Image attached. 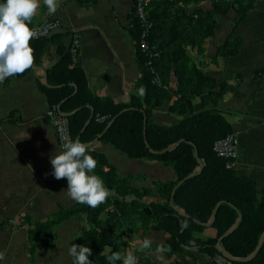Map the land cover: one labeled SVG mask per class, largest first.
I'll list each match as a JSON object with an SVG mask.
<instances>
[{
	"label": "trees",
	"instance_id": "16d2710c",
	"mask_svg": "<svg viewBox=\"0 0 264 264\" xmlns=\"http://www.w3.org/2000/svg\"><path fill=\"white\" fill-rule=\"evenodd\" d=\"M175 1L180 0H151L147 10L152 26L145 39L158 51L156 59H151L141 49L142 26L131 11L128 31L135 43V61L140 77L126 104L96 97L90 92L83 69L73 59L71 44L74 37L71 36L68 43H64L61 34L50 39H31L33 67L15 77L25 76L41 67L48 48L54 46L60 59L46 71L47 85L39 83L38 86L48 105H56L67 114L72 140L79 139L85 144L97 140L110 144L129 158L156 161L173 169L175 181L153 182L150 187L137 188L133 186L132 176L121 177L104 155L88 150V154L97 160L94 174L111 191L122 215H126L127 209L132 210L142 219L147 233L150 224L155 223L157 229L168 236L163 245L170 251L163 253L165 257L186 249L214 257L219 253L216 247L220 245L235 264H264V192L257 194L254 179L237 176L234 169L227 168L226 161L212 150L216 140L232 134L225 113L219 110L194 112L191 101L199 96L220 97L230 89L221 82L218 91H214V80L204 76L193 62L189 65L188 51L214 36L218 17L234 9L235 3L213 0L209 10H187L184 6L188 8L202 0H181L183 9L176 14L170 13ZM249 6L239 10V16L245 15ZM229 46L227 40L218 49L219 53L225 51V59L234 53ZM152 67L162 86H168L165 76L169 77L171 73L177 80L175 93L178 98L169 111L182 119L169 126L157 125L152 119V109L158 105L160 94L166 91L152 83ZM11 79L7 78L2 84ZM140 89L145 92L143 99L139 97ZM151 96L154 99L152 104ZM101 117L105 119L100 121ZM146 197L152 201H146ZM110 201L109 196L95 209L75 203L47 215L44 220L21 215L14 222H1L0 230L25 228L28 257L30 264H34L36 251L53 242L54 228L74 216L83 215L86 228L78 244H90L92 255L89 260L92 264H108L104 249L108 247L112 252H121L122 249L120 236L111 231L109 225L107 229L102 228L98 219L106 210L110 217L103 224L106 226L111 221L114 214L108 211ZM182 222L187 224L186 228L181 227ZM208 228H213L216 236L201 239L200 234ZM257 249L256 255L249 260ZM116 264H122V261Z\"/></svg>",
	"mask_w": 264,
	"mask_h": 264
},
{
	"label": "crops",
	"instance_id": "0c3cea01",
	"mask_svg": "<svg viewBox=\"0 0 264 264\" xmlns=\"http://www.w3.org/2000/svg\"><path fill=\"white\" fill-rule=\"evenodd\" d=\"M226 1L235 3L234 9L218 17L214 36L199 47L191 50L188 47V52L189 65L193 62L204 76L214 80V91H218L221 82L230 89L220 97H194L192 107L194 112L225 113L239 144L234 172L254 179L256 193L261 195L264 192V0ZM212 2L202 0L194 5L209 10ZM132 3L133 0H93L88 4L59 0L56 13L46 15L68 31L61 34L64 43L69 42L70 36L77 38L75 62L83 69L90 92L121 104L129 102L132 87L140 77L135 43L128 31ZM247 6L250 8L246 14L239 16L238 11ZM38 20L40 17H33L32 24H38ZM227 40L234 53L225 59V51L219 53L218 49ZM59 59L60 55L51 46L41 67L0 84V223L14 222L25 214L34 220H44L47 215L75 204L65 192L67 179L57 181L50 174V158L61 148L46 118L47 98L38 86L45 84L46 71ZM165 78L167 89L152 109V119L160 126L182 119L169 111L178 98L176 77L171 73ZM144 95L143 90L139 97L143 99ZM87 145L89 151L104 155L121 177L132 176L134 187L147 188L153 182L176 179L173 169L159 162L129 158L110 144L97 140ZM84 223L85 218L77 215L57 225L55 246L39 248L34 264H71L68 249L75 244ZM136 236L139 241H152L151 248L139 255L144 264H213V256L194 249L158 259L156 248L168 236L155 223L150 224L147 234L139 232ZM215 236V230L208 228L199 237L206 240ZM27 249L25 228L0 230V251L6 252L0 264H30Z\"/></svg>",
	"mask_w": 264,
	"mask_h": 264
},
{
	"label": "clouds",
	"instance_id": "9594fccd",
	"mask_svg": "<svg viewBox=\"0 0 264 264\" xmlns=\"http://www.w3.org/2000/svg\"><path fill=\"white\" fill-rule=\"evenodd\" d=\"M42 3L50 15H54L59 7V0H42ZM40 7V0H4L0 3V84L33 67L34 50L29 46V41L36 30L30 29L29 25ZM55 28V24L47 26L49 30ZM139 94H143V89L139 90ZM61 139V150L50 158V174L57 181L67 179L65 192L72 201L95 209L112 195L104 181L94 174L97 160L88 154L89 146L79 139L73 141L66 134ZM181 227L186 228L187 224L182 222ZM136 243L141 251L150 249L152 245L150 239L138 240ZM166 251H170L168 246L158 245L157 258L163 259ZM104 254L108 264H116L117 261H122V264H138V258L132 251L125 255L112 252L106 247ZM68 255L72 258V264H92L89 260L92 255L89 247L73 244L68 249ZM5 257L6 252L0 251V261Z\"/></svg>",
	"mask_w": 264,
	"mask_h": 264
},
{
	"label": "built area",
	"instance_id": "2783aa9c",
	"mask_svg": "<svg viewBox=\"0 0 264 264\" xmlns=\"http://www.w3.org/2000/svg\"><path fill=\"white\" fill-rule=\"evenodd\" d=\"M150 3L151 0H133L132 10L135 14V17L142 26V34L139 45L143 50V52L147 53L151 59H156L159 57L158 51L155 50L154 46H150L145 39L152 26V24L148 21V17H147V10L150 6ZM53 24H55L56 27L58 26V24L55 21L49 18L48 20L46 19L41 23L29 26L30 29L36 30L35 35L32 39L35 40L46 37L48 32L51 30V29L50 30L47 29V26ZM77 51H78V40L77 38L74 37V40L71 44V53L73 55L74 60L77 56ZM150 72L151 75L153 76L152 83L154 85H157L158 87L167 89V87L161 85L158 79L157 71L153 67L150 69ZM46 118L48 119L49 123L54 129L56 140L59 146H61L63 142L61 139L63 135L66 134L69 138H71L70 124L67 114L65 112H62L58 106L48 105L46 109ZM104 119L105 117H101L100 121ZM212 150L217 157L224 159L226 161L227 168L229 169L233 168L234 162L238 157V151H239L238 140L234 134H228L224 138L216 140L213 143ZM212 263L235 264L233 259L223 250L213 257Z\"/></svg>",
	"mask_w": 264,
	"mask_h": 264
},
{
	"label": "rangeland",
	"instance_id": "374dc122",
	"mask_svg": "<svg viewBox=\"0 0 264 264\" xmlns=\"http://www.w3.org/2000/svg\"><path fill=\"white\" fill-rule=\"evenodd\" d=\"M76 1L81 3L84 0L83 1L82 0H76ZM40 2H41V7L38 8L37 13L34 16L36 19L40 17V20H38L37 23H41L42 21L49 19L48 17H46V15L49 14L47 8L45 6H43L42 0H40ZM182 5L183 4H182L181 0L173 2V7L170 9V13H171V11H173L176 14L179 11V9H183ZM198 5L189 6L188 7L189 9L186 8L185 6H184V8L187 10L203 9L202 7H200ZM110 198H111V201H110V204L108 206V208H110V209H108V211H111V213H113L114 215H113V217H111L112 218L111 221L109 223H107L105 226L103 224V222L108 220V218L110 217V214L108 215L106 210L104 212L100 213L98 219H99V221H101L100 224L102 225V228L104 227L105 229H107V226L109 225L110 230L117 233L120 236V241L122 242V249H121L120 253L126 255L128 251H132L136 255V257L138 258V264H144V262L141 259V256H139L141 253V250H137L139 248V246L137 245L136 241H138L137 239H139V238L136 236V234H138L139 232L146 234L147 233V227L142 226V224H143L141 222L142 219L140 217H138L137 215H135V213L132 210L127 209L126 215H122V212H120L121 208L118 206V204H116V202H114L115 197L111 195ZM145 200L146 201H152V198L146 197ZM85 228L86 227H85V223H84L83 227L81 228L80 232L78 233V235L75 239L76 245H82V244H78L77 241L80 239V237H82V234H83ZM56 239H57V236L55 233L53 242L51 244H48L47 246H44V247L50 248V249L53 248L55 246ZM83 246H89V248H90V244H86ZM142 254H144V253H142ZM71 264H72V262H71Z\"/></svg>",
	"mask_w": 264,
	"mask_h": 264
},
{
	"label": "water",
	"instance_id": "95a60500",
	"mask_svg": "<svg viewBox=\"0 0 264 264\" xmlns=\"http://www.w3.org/2000/svg\"><path fill=\"white\" fill-rule=\"evenodd\" d=\"M67 32H68V31H67L64 27L57 26L55 29H51V30L48 32V34L46 35V38H47V39H50V38L53 37L54 35H57V34H66ZM45 84L47 85V80H46V79H45ZM87 124H88V123H87ZM262 242H263V241H262ZM262 242L259 244L258 249L260 248ZM216 249H217V251H219V252L222 251V249H221L219 246H217ZM258 249H257V250H256L251 256H250L249 260L252 259V258L256 255ZM239 262H243V261H239Z\"/></svg>",
	"mask_w": 264,
	"mask_h": 264
}]
</instances>
